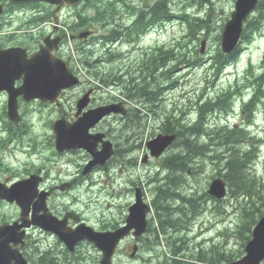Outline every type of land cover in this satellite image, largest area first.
<instances>
[{
  "label": "rangeland",
  "instance_id": "obj_1",
  "mask_svg": "<svg viewBox=\"0 0 264 264\" xmlns=\"http://www.w3.org/2000/svg\"><path fill=\"white\" fill-rule=\"evenodd\" d=\"M154 0H128L125 4H118V8L123 7H135L142 8L145 4L151 5ZM172 6L176 11H185L190 14L191 18H202L207 20L209 30L205 27L202 34L197 35V39H182L175 45V53L179 56V61H171L169 64V70L171 74L166 79H160L155 76L157 81L156 85H160V99L162 103L155 107V112L159 114L158 119L149 118L148 120L143 118L142 124L147 121V128L124 129L121 123L115 120H110L106 127L110 126L116 128L113 135L117 136L120 147L127 145L126 138L128 135H135V138L130 139L135 144L141 145L140 150H136L134 157L138 161L135 167L124 168L121 172L119 168L111 170L110 178L107 173L99 172L93 176V182L85 183L78 186L75 190L66 192V194H57L50 201V208L55 213H63L66 209H72L81 214L87 224L93 226L96 229L101 227H109L111 223L119 221L120 223L125 219L128 213V207L133 202L134 192L131 190L135 183H140L144 188L145 198L150 203L156 197V189L159 186H166L169 183L167 176L171 175V172L163 171L161 164L163 159L150 160L146 165L140 163V159L143 154V146L145 142L161 132V125L165 120L166 113H176L177 117L186 114L187 120L195 119L196 114L194 106L198 102V99L203 95H208L209 98H214L219 95L223 90L227 89L229 84L232 87L235 83V72L243 71L247 66L246 60L248 53H245L241 61L230 68L231 71L223 76L220 81L215 82V77L212 71H208L206 67L209 64L202 66L198 69L191 68V63L195 58L202 56L200 53L201 41L207 40L206 56H212L217 53L220 48L219 35L221 34V28L226 24L229 19L234 6V0H213L209 5L193 4L188 0H171ZM175 5V6H174ZM42 8V7H41ZM36 11H40V9ZM85 8H80L79 11L84 12ZM75 12L65 11L64 17H72L74 19ZM259 15L255 12L253 15L256 18ZM17 24V23H14ZM178 23L168 25V31L163 39L169 43H173L176 37H180L186 32V29H182ZM9 31L8 29L4 30ZM36 35L38 32L35 33ZM154 35L147 37L143 40L144 46L152 45ZM0 47L5 46L8 42L1 40ZM21 38L18 42H21ZM263 40H257L254 45L253 60L259 62L261 51L263 50ZM8 44L15 45V41H11ZM10 46V45H7ZM259 46V49L256 47ZM93 45L87 47L91 49ZM99 52H101L100 46H94ZM68 52V47H65V53ZM203 54V55H204ZM186 55V62L181 63L180 56ZM83 59V58H82ZM77 68L84 72L85 85L80 87L84 88L90 82V76L87 75V71L83 68L81 62L78 59ZM236 68V70H235ZM138 68H135L136 70ZM148 73L132 74V77L136 78L135 84H139L141 81H149L150 77H146ZM215 82V83H214ZM214 83V86H213ZM244 81L240 82V86H243ZM123 87L119 89L106 90L102 95L105 98L112 99L111 96H118ZM251 93V90H248ZM5 101V96H0V112L2 114V106ZM141 103L140 101H133L131 104ZM240 101L236 103L237 115L235 116V122H242L243 116L241 115ZM132 106V105H131ZM65 110L69 113L68 108H71L69 104H64ZM21 113L23 116L24 124L27 125L29 135H26L25 140H29V147L35 150V154L32 155L33 162L37 165H42L46 173L49 174V184L58 185L71 178H75L74 175L76 164L83 158V154H75L72 156H55L54 150L50 147L51 142V127L50 121L56 118L57 114L54 109L48 107H42L39 104H31L29 106H21ZM191 114V115H190ZM221 116V115H220ZM142 117V115H141ZM216 115L211 119L212 124H216ZM235 123V124H239ZM234 124V122H232ZM0 127L2 122L0 121ZM118 130V131H117ZM249 132L252 136H256L258 140L264 139V105H262L257 114L255 115V125L249 128ZM121 136V137H119ZM202 142L209 143L207 138H203ZM262 145V146H261ZM28 146L24 149H28ZM8 148V147H7ZM212 149H218L222 152L224 148L212 147ZM246 149V146H243ZM37 150V151H36ZM179 150V144H176L171 150H169L166 156L177 153ZM260 158L254 166V171L259 180L264 179V143L260 144ZM19 153V154H17ZM17 162L12 161V158L8 156L7 160L11 163L13 168L19 169L24 162H27L21 152H16L14 155ZM31 161V160H30ZM224 163L217 160H212L209 157L198 158L194 160L192 165V172L184 174L185 183L180 189L183 194L200 201V213L189 223L188 227L191 230L190 240L185 244L179 243L184 249L198 250L202 248H212L214 245L219 249L225 250L228 254H236L241 249L243 244L242 236H248L246 231L239 230L238 224L240 223L241 216L244 209L247 208V202L249 198L238 193L236 196H228L220 206L205 196V191L208 190L210 182L217 175H224L226 173ZM158 178L163 179L161 182L151 183V180L156 178V172ZM167 174V176H166ZM13 172L4 173L3 178L13 177ZM92 184L101 186L100 191L92 188ZM100 185V186H99ZM173 207L178 204H174L170 201ZM59 215V214H58ZM19 216V210L15 205L2 204L0 206V221H11V219H17ZM153 214L149 216L150 224L153 222ZM156 226V224H155ZM246 227V225H244ZM153 228V227H152ZM240 231V232H239ZM199 235V233H201ZM28 245L23 249L24 252L33 260L37 261L42 254L46 251H51V255L54 258L55 264H67L66 259H71L72 264H97L100 259L99 252L92 245H84L80 247L79 253L70 257H66L64 245L59 242L58 238L52 234H46L39 230L32 229L30 232ZM185 233V234H184ZM189 234L187 230L176 233V237ZM155 233L152 230L143 237V242L140 243V250L137 256L131 258L132 247L134 240L129 239L125 241L118 250L114 264H157V255L162 254L166 249L162 246L153 245V239ZM245 240V239H244ZM188 252V253H189ZM187 254V253H186ZM188 260V259H187ZM49 263V259H46Z\"/></svg>",
  "mask_w": 264,
  "mask_h": 264
},
{
  "label": "water",
  "instance_id": "obj_2",
  "mask_svg": "<svg viewBox=\"0 0 264 264\" xmlns=\"http://www.w3.org/2000/svg\"><path fill=\"white\" fill-rule=\"evenodd\" d=\"M50 2H57L58 0H46ZM75 1V0H74ZM257 0H240L237 5L238 11L233 15V19H238L239 26L241 25V20L246 15V13L254 6ZM237 26V23L234 20L231 22V30ZM231 35L228 34L227 41L231 42ZM13 53L11 58L9 56H0V82L6 80L4 84L6 87H11L13 81L20 76V73L23 72V69L14 62ZM39 54L33 58V63L31 65L30 71L28 74H40L41 66L39 64ZM43 74L47 75L48 82L42 86V91L40 89H33L32 87L39 86L40 78H32L27 77V83L25 86L26 97L27 99L42 97L44 99H54L57 93L58 83L60 82L55 76L50 75L48 69L42 67V79ZM2 87H0L1 89ZM11 91V89H10ZM19 92L10 93V114L14 117L16 110V97L19 95ZM56 129V126H55ZM84 129V125L79 123L74 128L69 129L63 127V125L59 124L57 126L56 131L59 133H65L61 139L62 145L65 143L71 142L76 143L81 141L82 132ZM158 155V154H157ZM210 193L218 198H222L225 195V185L222 181H215L211 187ZM22 192L20 193V196ZM19 196V197H20ZM23 197L31 202L33 195L32 190H28V192L23 195ZM146 207L141 203L140 198H138V204L131 208V216L128 219V227L118 230L115 233L108 234L106 236H102L98 238V242L100 248L104 251L105 256L102 260V264H111V256L113 254L114 248L118 241L128 234L131 228H136L138 230L137 235H139L143 231V227L145 225V212ZM34 223L40 224L34 220ZM64 223H59L54 226V230L59 233V235L66 240L67 244L71 247L75 244L78 239L77 233H71L70 237H68V233L64 232L63 226ZM254 240H252L247 246L248 256L243 260V262L238 264H259L264 259V218L260 221V223L255 228L254 232ZM23 236L17 235L14 228H10L6 233V241L0 243V264H27V262L23 259L22 255L18 253L17 250H12L9 246L10 242L15 244L22 243Z\"/></svg>",
  "mask_w": 264,
  "mask_h": 264
},
{
  "label": "trees",
  "instance_id": "obj_3",
  "mask_svg": "<svg viewBox=\"0 0 264 264\" xmlns=\"http://www.w3.org/2000/svg\"><path fill=\"white\" fill-rule=\"evenodd\" d=\"M148 99L154 97L153 94L150 92L147 95ZM192 131H195V128H192ZM228 136V135H227ZM231 139V140H230ZM233 137L229 136L227 137V142L229 143L232 141ZM190 155H205L204 149L198 148V146H195L192 142V148L189 150ZM221 154H217L215 157H219ZM251 159L250 153L243 154V157L240 155H236L233 157L230 156V160L227 162V174H225V178L229 181L230 186L232 188L240 190H248L255 187V181L249 178L250 174L248 175L247 170V164L249 163ZM186 157H179L172 160H168L165 162L166 167H169L171 170L175 171H186L187 165H186ZM174 204H178V207H172L169 206V204L166 202L165 205L162 207L161 217L164 220L165 224L162 226L164 231H170L173 230L172 222H174L176 219H179L182 217V215H185L187 212L190 211V201L186 200L185 198L181 197H173L172 198ZM260 206H264V201L260 203ZM259 206V207H260ZM257 207L252 214H251V222L253 223L255 220V216L260 211V208ZM181 227V226H179ZM182 229V228H181ZM43 262V260H42Z\"/></svg>",
  "mask_w": 264,
  "mask_h": 264
},
{
  "label": "bare ground",
  "instance_id": "obj_4",
  "mask_svg": "<svg viewBox=\"0 0 264 264\" xmlns=\"http://www.w3.org/2000/svg\"><path fill=\"white\" fill-rule=\"evenodd\" d=\"M153 94V96L154 97H152V98H150L149 100L150 101H153V102H155L156 101V94H154V93H152ZM180 171V170H179ZM187 200V199H186ZM190 201V211H189V214L191 215V216H194L196 213H197V210H198V207H197V205L193 202V201H191V200H189ZM185 234V233H184Z\"/></svg>",
  "mask_w": 264,
  "mask_h": 264
}]
</instances>
